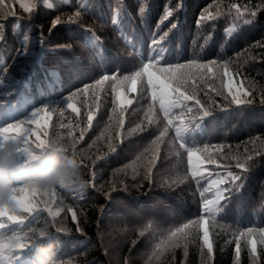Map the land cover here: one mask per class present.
<instances>
[{
  "label": "trees",
  "instance_id": "obj_1",
  "mask_svg": "<svg viewBox=\"0 0 264 264\" xmlns=\"http://www.w3.org/2000/svg\"><path fill=\"white\" fill-rule=\"evenodd\" d=\"M25 2L35 3L31 13L19 0L0 4V126L30 119L35 109L48 106L51 118L40 128L41 138L59 139L62 150L80 153L87 181L82 190H54L48 207L58 215L22 213L24 225L5 221L8 227L0 232L34 229L28 232L27 264H32L36 243L49 241L61 242V264H264V243L257 233L255 254L252 237L240 235L249 227L264 228V0ZM169 9L173 15L165 20ZM202 12L210 18L198 26ZM58 17L62 22L52 27ZM173 23H178L175 28ZM158 51L163 59L156 68L166 66L164 60L219 62L212 74L183 89L194 90L203 109L194 99L165 117L146 77L138 79L136 92L125 82L132 103H118L116 84L140 71ZM220 63L235 74L234 88L251 93V105L231 101ZM103 75L110 79L95 87ZM87 85L93 87L83 90ZM78 90L83 91L68 101ZM69 102L78 112L67 107ZM204 110L212 114L202 117ZM118 118L122 127L116 126ZM177 127L182 129L176 135ZM31 142H37L35 136ZM189 148L216 163H206L193 177ZM237 161L248 166L242 182L205 212L204 203L216 199L212 181L226 172L225 166L242 172L235 168ZM201 218L208 220L212 254L203 243ZM195 220L201 224L189 225L187 239L173 247L172 233Z\"/></svg>",
  "mask_w": 264,
  "mask_h": 264
},
{
  "label": "snow or ice",
  "instance_id": "obj_2",
  "mask_svg": "<svg viewBox=\"0 0 264 264\" xmlns=\"http://www.w3.org/2000/svg\"><path fill=\"white\" fill-rule=\"evenodd\" d=\"M4 0H0V4H3ZM20 5L25 11L31 13L33 8L35 7V3L29 6L25 0H19ZM237 10H239V6L237 5ZM141 15L144 13V7L141 6L139 9ZM80 13L77 12L76 16H79ZM173 15L172 10L169 9L165 12L163 19L167 20L169 17ZM255 15V13H252ZM210 17H206L204 12L201 13L200 17L197 19V24L199 26L200 21L202 19H208ZM71 20V17H69ZM61 18H56L52 27H56L59 23H61ZM178 23H173L171 25L172 28H175ZM3 26L0 25V28ZM166 35V33H165ZM164 37L161 36L159 39H154L152 41V45H156L162 40ZM4 39L3 31H0V41ZM264 47V45H261ZM163 59L162 54L158 51L154 56L148 57V62L144 63L140 71H136L133 76H125L124 79L118 82L114 88L115 97L118 103L121 106H124L126 103L131 104V100L126 99L125 92L123 90L122 85L130 81V89L132 92L137 91V81L140 77H146V84L151 89V96L153 101L159 100L161 108L164 110L165 117L169 116V112L171 109L175 108H184L186 107L187 101H192L195 99L196 105L200 106L203 109V105L201 104V100L196 98V93L193 90L191 94L188 91L183 90L186 85L195 84L197 78L203 79L206 75L212 74L216 69L217 64L219 63L216 59L209 60L207 62H199L197 60H191L187 63L181 62H171L164 60L166 66L156 68L155 65L159 64ZM220 67L223 68L222 76L226 77L227 83V91L229 95H231V101L236 105H251L253 103L252 99L248 97L251 96V93L248 92L247 89L242 91L240 86H236L234 88V73H230L227 69V65L225 63H220ZM110 79L109 75H103L102 79L96 80L95 87H99L104 83V81H108ZM112 80H116V76L113 75L111 77ZM93 85H87L85 89L91 88ZM73 92L70 96H68V101H71L72 97L77 95L79 91ZM217 95H222V93L217 92ZM264 104V98L260 101ZM67 107L74 112H78V109L72 104L68 103ZM48 106L37 108L33 111L30 119H21L14 120V122H8L3 126H0V145H3L9 140H17L21 144L19 149L20 156L22 160L27 163L34 159L37 154L43 153L49 149L51 146V141L47 139H43L42 133L40 132V128L47 127L48 120L51 118L49 112L47 111ZM115 111V109H113ZM188 112H192V108H187ZM212 112L208 110L202 111V117H207L211 115ZM122 115V113H121ZM89 125L93 119L92 115L88 116ZM168 123L171 124L172 120H168ZM34 125L35 131L32 127H25V125ZM123 120L117 119L116 126L122 127ZM181 127L176 128V135L181 131ZM167 131V129H165ZM83 131H81V138H83ZM36 137V143L33 144L31 142V137ZM59 143V139L57 140ZM74 146V144H73ZM184 145L181 144V147ZM219 151V149H217ZM204 152L207 153V147L204 148ZM188 153V163L192 168L193 177H199L201 174L202 167L206 163H216V161L212 160L211 155H202L195 148L187 149ZM248 160H251L252 157L248 156ZM154 160L152 163L154 164ZM227 168L226 172L218 174L217 178L212 181L214 185L217 186L216 191V199L215 200H207L204 203V211L210 212L212 208L217 205L218 201L225 200L227 193L231 190L232 186H238L243 179V172L248 171V166L244 163L237 161L235 164V168L241 169L242 172H234L230 167L225 166ZM231 185V187H229ZM55 192L54 190H41L34 186L21 183L17 187L16 195L13 197L15 201V205L11 208L0 207V230L8 227V224L5 221L9 222L12 225H24L25 217L21 214H27L28 216H32L37 213L47 212L50 216L58 215V212H53L51 207H48V204L52 202V198H54ZM42 197H49L47 201L41 199ZM44 204V207L41 208L40 205ZM71 211V209H70ZM73 219H76V214L73 211ZM202 219V227H203V243L206 245L208 253H213V244L209 238V229H208V220ZM191 224H201V220L189 221L188 224L183 225L182 228H177L175 232L172 233L173 237L176 239L173 241L172 246H177L181 240H186L189 233L184 230L189 227ZM34 229L29 228L28 232H32ZM28 232L22 231H12L9 233L0 232V264H27L26 258V250L31 246L29 243ZM256 232L259 236V239L262 243H264V228H260L258 230L253 229L252 227L247 228L244 232H241L240 235H248L252 237L250 239V246L252 253H257V238L253 236V233ZM177 234H180L179 237ZM240 252V244L236 243V253Z\"/></svg>",
  "mask_w": 264,
  "mask_h": 264
},
{
  "label": "clouds",
  "instance_id": "obj_3",
  "mask_svg": "<svg viewBox=\"0 0 264 264\" xmlns=\"http://www.w3.org/2000/svg\"><path fill=\"white\" fill-rule=\"evenodd\" d=\"M20 147L17 140L0 145V207L11 208L15 205L13 197L21 183L46 191L86 188L80 153L62 150L53 140L48 150L25 163L19 153ZM60 246V241L37 242L32 264H61L57 258Z\"/></svg>",
  "mask_w": 264,
  "mask_h": 264
}]
</instances>
